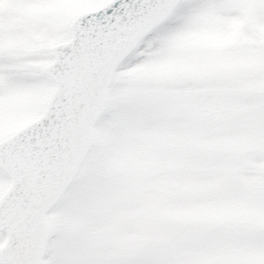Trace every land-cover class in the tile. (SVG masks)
<instances>
[{
	"label": "snow or ice",
	"instance_id": "snow-or-ice-1",
	"mask_svg": "<svg viewBox=\"0 0 264 264\" xmlns=\"http://www.w3.org/2000/svg\"><path fill=\"white\" fill-rule=\"evenodd\" d=\"M264 264V0H0V264Z\"/></svg>",
	"mask_w": 264,
	"mask_h": 264
},
{
	"label": "rangeland",
	"instance_id": "rangeland-1",
	"mask_svg": "<svg viewBox=\"0 0 264 264\" xmlns=\"http://www.w3.org/2000/svg\"><path fill=\"white\" fill-rule=\"evenodd\" d=\"M82 174L78 175L61 200L48 213L50 237L42 264H60L61 248L76 241L77 220L82 211Z\"/></svg>",
	"mask_w": 264,
	"mask_h": 264
},
{
	"label": "water",
	"instance_id": "water-1",
	"mask_svg": "<svg viewBox=\"0 0 264 264\" xmlns=\"http://www.w3.org/2000/svg\"><path fill=\"white\" fill-rule=\"evenodd\" d=\"M70 185V183L65 187V189L63 190V192L48 206V208L46 209L45 213H44V219H43V223L44 225L46 226L47 228V239L46 241L44 242L43 244V247H42V259L44 257V254H45V250H46V245H47V241H48V238H49V235H50V230H49V226H48V223L46 221V214L48 213V211L56 204V202L60 199V197L63 195V193L66 191V189L68 188V186Z\"/></svg>",
	"mask_w": 264,
	"mask_h": 264
}]
</instances>
